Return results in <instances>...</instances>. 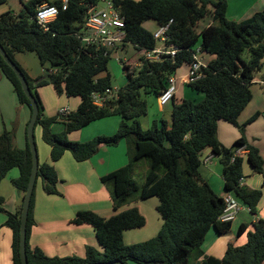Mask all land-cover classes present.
Here are the masks:
<instances>
[{
  "label": "trees",
  "instance_id": "16d2710c",
  "mask_svg": "<svg viewBox=\"0 0 264 264\" xmlns=\"http://www.w3.org/2000/svg\"><path fill=\"white\" fill-rule=\"evenodd\" d=\"M5 0H0L4 2ZM21 8L0 14V45L21 70L37 103L35 126L41 129L42 140L50 147V161L38 164L37 178L46 194H60L58 176L52 164L69 151L75 160L92 156L101 145H116L126 140V164L100 177L108 188L115 211L104 217L92 210H78L70 219L73 224H88L95 232L102 251L87 246L84 257L47 256L40 248L30 247L28 237L33 223L34 189L26 222V257L28 264H82L120 260L124 264H264V219L248 225L240 224L238 234L246 231L242 245L228 244L221 258L204 256L201 244L210 227L222 233L230 222L218 217L225 207L224 198L216 194L199 174L200 154L205 148L218 155L225 190L241 204L256 213L260 189L240 185L243 162L247 160L254 172H261L262 157L258 148L237 139L224 147L217 139L220 120L240 128L237 118L252 97L250 85L255 72L264 64V7L241 20L226 15L227 0H113L123 16L124 43L136 50L155 46L153 32L143 23L153 20L158 26L169 24L167 44L181 48L175 55H164L159 61H141L136 73L119 87L116 98L109 97L101 106L93 104L92 92L104 93L111 88L107 64L111 51L86 45L76 35L85 32L87 11L101 0H69L65 10L44 30L34 19L36 7L47 2L59 6L60 0H19ZM209 17L198 29V22ZM199 44L200 52L214 55L203 68V75L186 83L192 90L202 92V100L172 99L170 123L164 118L153 119L143 128L139 118L147 112V95L157 96L166 86L167 77L182 65L193 61L192 51ZM34 52L44 67L43 74L31 78L16 61L15 54ZM124 69L126 68L123 67ZM187 68V70H188ZM0 72L12 83L20 104L31 106L11 67L0 55ZM103 73L102 76L100 74ZM39 79V80H37ZM51 84L57 93L79 96L75 110L47 116L37 87ZM264 92V85H262ZM120 115L121 121L112 135H98L85 142L72 141L68 134L106 116ZM61 122L63 129L53 132L51 125ZM14 131L0 133V181L9 170L19 174L11 184L21 196L17 210L6 212L0 195V212L6 213L3 223L12 231V263L21 264L19 257V223L22 198L31 172V152L26 138L24 148L13 144ZM244 147L245 153H236ZM147 160L143 183L134 177L141 159ZM136 194L139 199L158 198L157 211L162 219L155 236L127 244L123 232L139 228L145 218L136 206L117 211ZM202 257V258H201ZM201 258V259H200ZM191 259L193 260L191 262Z\"/></svg>",
  "mask_w": 264,
  "mask_h": 264
},
{
  "label": "crops",
  "instance_id": "0c3cea01",
  "mask_svg": "<svg viewBox=\"0 0 264 264\" xmlns=\"http://www.w3.org/2000/svg\"><path fill=\"white\" fill-rule=\"evenodd\" d=\"M227 1L230 2V0ZM232 4H234L233 8L228 3L227 17L241 20L253 12L261 10L264 7V0H239L238 5L234 0ZM20 8V1L18 6L15 2L11 4L8 0L0 2V14L6 10L17 12ZM118 50H121V48ZM113 52L116 51H112L111 54ZM34 56L37 58L36 66L33 60ZM213 58L214 55L208 54L205 56V60L207 59L208 62ZM15 59L33 79L40 77L44 72V67L40 65L34 52L16 53ZM136 66L139 67L140 62ZM187 68V65H182L175 72L178 80L176 91L181 90L184 96L178 98L174 94V100L186 98V96H191L193 93V91L187 90L185 87L187 84L181 81L187 73ZM100 75L102 76L103 73ZM49 85L51 84L37 87L45 113L52 116L57 113L60 107L66 106L70 111L77 108L80 103L79 96H67L65 93L63 96H57L54 93L53 86L50 87ZM262 85H264V69L261 67L255 72L253 82L250 85L252 97L237 118L242 128L223 120L218 121L216 127L217 139L224 147H230L237 139L245 137L248 143L258 148L263 160L261 172H254L249 162L244 160L243 177L240 180V185L243 187L260 189L262 192L256 213L252 214L245 209H241L236 217L230 221L228 229L222 233L217 232L213 226L210 227L202 241V257L209 255L221 258L228 244H244L247 233L244 231L238 234L239 225L242 223L248 225L246 229L248 231L252 228L251 224L258 218L264 219V92ZM172 102H168L170 105L166 108L163 107L164 105L159 106L157 114L151 117H147V110L146 114L139 118L140 124H142L141 120L144 122V127L141 126L147 128L153 119L158 118H164L170 123ZM30 114L29 107L19 103L12 83L0 72V133L4 129L13 130V144L18 148H24L26 145V126ZM120 121V115L96 119L82 128L70 132L68 138L72 141L85 142L97 135H112L116 132ZM51 129L53 132H60L63 125L57 121L51 125ZM37 131L39 132L38 138L36 136L35 140L38 162H51L50 147L42 140L40 127ZM245 151L243 149L241 153L244 154ZM205 158H207L206 161H204ZM200 160L199 174L201 178L219 196L225 197L230 194L224 188L221 176L222 166L218 155L211 152L209 148H205L200 154ZM127 161L126 142L122 139L116 145H101L92 156L82 161L75 160L69 151H65L59 160L52 162L58 176L57 189L60 194H46L42 188L41 180L39 177L36 179L33 223L28 237L29 246L40 248L50 257H84L87 246L102 251L94 229L88 224H73L70 219L78 210H92L104 217H109L115 213L112 208L109 190L101 182L100 177L126 164ZM18 174V169L12 168L0 181V195L4 198L3 207L6 212H15L21 200L19 192L11 184V179L17 177ZM157 204L158 198L152 196L147 199H132L117 210L123 211L136 206L145 218L143 226L123 232L125 243L143 241L156 235L162 224V219L156 209ZM5 211L0 212V264H13L11 252L12 231L3 225L6 219ZM128 264L138 263L130 261Z\"/></svg>",
  "mask_w": 264,
  "mask_h": 264
},
{
  "label": "built area",
  "instance_id": "2783aa9c",
  "mask_svg": "<svg viewBox=\"0 0 264 264\" xmlns=\"http://www.w3.org/2000/svg\"><path fill=\"white\" fill-rule=\"evenodd\" d=\"M68 1L69 0H60L59 6L47 2L39 4L35 9L34 19L44 30H48L49 23L56 18L59 10H65L67 8ZM101 2L104 3V7L99 8L98 5H95L88 9L84 25L85 32L83 34L76 33V35L86 45L103 47L105 51H117V49L124 47L126 44L123 40L125 22L123 16L114 7L113 0H101ZM168 26V23L160 25L158 29L153 32V38L155 40V46L153 48H142L139 50L140 57H142L143 60L159 61L164 55L173 56L177 51L181 50V48L174 44H167ZM157 42L162 43V46H158ZM199 53L200 48L194 47L192 51L194 59L190 63L186 75L181 79L183 83L194 82L203 75V68L206 65L198 57ZM118 61L121 62V60ZM177 81L175 73L168 75L165 88L157 95V101L160 105L163 106L172 101L177 89ZM118 90L119 88L111 87L107 88L104 93L92 92L91 98L93 104L101 106L109 97L116 98L118 96ZM69 111V108L64 106L60 107L57 113L64 115L69 113ZM243 149L244 147L238 148L236 153H241ZM206 160L207 158L204 159V161ZM223 198L225 207L218 217L219 221H232L241 209L250 212L249 206L241 204L233 195L228 194Z\"/></svg>",
  "mask_w": 264,
  "mask_h": 264
},
{
  "label": "rangeland",
  "instance_id": "374dc122",
  "mask_svg": "<svg viewBox=\"0 0 264 264\" xmlns=\"http://www.w3.org/2000/svg\"><path fill=\"white\" fill-rule=\"evenodd\" d=\"M8 1L11 4L13 2H15V4L17 6L19 4L18 0H8ZM228 3L230 5V7L233 8L234 4H232V3H234V0H230V2L228 1ZM238 3H239V0H236V5H238ZM98 7L99 8L104 7V3L99 2ZM209 20H210L209 17H206L204 20H200L198 22V29L201 28L203 25L207 24V21H209ZM143 26L146 29L151 30L152 32H154V31H156L158 29V25L153 20L145 21L143 23ZM157 45L158 46H162V43L157 42ZM197 47H199L198 43L196 44L195 48H197ZM206 55H208V54L204 53V52H200L199 55H198V57L203 61V63L205 65L208 62L207 59L205 60V56ZM139 57H140L139 50H136L130 43H126L124 45V47L121 48V50H118V51L113 52L111 54L110 59H109L108 64H107V71L109 72L110 77H111V86L112 87H122V86H124L125 83L131 78V76H133L136 73V71L138 70V66H136V64L140 62L139 61ZM36 59L37 58L34 56L33 60H34L35 66H36V63H37ZM118 60H121V62H119ZM127 65H128V67H127ZM125 66H126V68L123 69V67H125ZM262 69H264V64L262 66ZM49 86L52 87L51 85H49ZM185 87H186L187 90H189V91L191 90L194 93V94L192 93L191 96H186V99L195 100V101H199V100L203 99L204 94L202 92H198V91L192 90L189 87V85H185ZM54 93L57 96H63V94H64V93H57L55 90H54ZM175 94H176V96L178 98H181L182 96H184L183 93H181V90H179V89L176 91ZM183 98H185V97H183ZM146 101H147V110H148V116L147 117L154 116L155 114H157L159 106L162 107V105H160L158 103L157 96H155V95L151 94V95L147 96L146 97ZM169 105H170V103H168L167 105H164L163 107L166 108ZM44 113H45V111H44ZM56 114L54 113L52 116H54ZM45 115L49 116L47 113H45ZM141 123H142L141 125L144 127V125H143L144 122L142 120H141ZM34 129H35L34 130L35 131L34 137L37 136V138H38V133L39 132L37 130L39 129V126H36ZM123 140L126 142L125 139H123ZM35 143H36V140H35ZM146 169H147V160L145 158H143V159H141L140 163L138 164V167L136 168L135 175H134V177H135V179L137 181V184L139 186L143 183L144 172L146 171ZM137 195L138 194H136L132 199L133 200L139 199ZM132 199H130V200H132ZM201 247H202V244H201ZM192 261L193 260L191 259V262Z\"/></svg>",
  "mask_w": 264,
  "mask_h": 264
},
{
  "label": "water",
  "instance_id": "95a60500",
  "mask_svg": "<svg viewBox=\"0 0 264 264\" xmlns=\"http://www.w3.org/2000/svg\"><path fill=\"white\" fill-rule=\"evenodd\" d=\"M0 55L4 59V61L11 67V69L15 72L22 90L26 97L28 98L31 106V114L26 126V138L29 145V149L31 152V172L28 180V184L26 190L24 192L22 198V205L20 211V223H19V257L21 264H28L27 257H26V222L28 217V210L31 195L34 189V185L37 179V170H38V155H37V147L35 143L34 137V126L37 119L38 114V103L29 88L28 82L25 79L21 70L15 65V63L8 57L3 47L0 45ZM82 264H124L120 260H113V261H100L94 263H82Z\"/></svg>",
  "mask_w": 264,
  "mask_h": 264
}]
</instances>
